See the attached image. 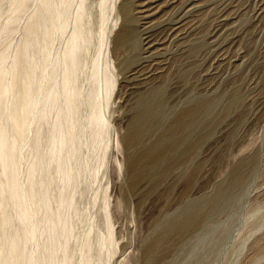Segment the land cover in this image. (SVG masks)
Wrapping results in <instances>:
<instances>
[{"label":"rangeland","instance_id":"rangeland-1","mask_svg":"<svg viewBox=\"0 0 264 264\" xmlns=\"http://www.w3.org/2000/svg\"><path fill=\"white\" fill-rule=\"evenodd\" d=\"M19 2L0 0L8 65L41 0L16 13ZM81 3L89 41L68 88L81 103L71 264L83 263L86 243L93 264H264V0H74L69 26H58L48 45L51 63L67 51ZM142 46L149 52L140 66ZM63 77L59 71V85ZM155 88L156 104L140 106ZM64 102L43 124L45 154ZM98 114L104 123L96 128ZM37 133L34 121L18 147L26 188ZM48 174L56 211L63 183L55 165ZM37 249L32 240L27 250Z\"/></svg>","mask_w":264,"mask_h":264},{"label":"bare ground","instance_id":"bare-ground-1","mask_svg":"<svg viewBox=\"0 0 264 264\" xmlns=\"http://www.w3.org/2000/svg\"><path fill=\"white\" fill-rule=\"evenodd\" d=\"M28 1L20 0L15 12H19ZM73 1L41 0L39 12L31 17L25 40L14 52L10 65L9 51L0 55V264H71L69 241L74 227L70 213L74 203L69 194L73 190V183L81 174L75 161L80 151L76 117L81 103L75 90L68 88L76 83L80 53L83 45L89 41V31L83 26V3L80 4L76 29L63 58L51 63L48 45L58 26L61 30L69 26V9ZM12 18L15 20L16 16ZM125 18L127 23L132 21L129 7ZM120 35L124 41L128 38L127 45L135 42L131 41L129 31L124 30ZM147 39V36L142 39L143 45L148 44ZM148 52V47L142 46L144 56L141 57L140 66L146 64L148 55L145 54ZM59 71L64 76L60 85L57 83ZM46 80H51L52 85L45 92L43 84ZM19 83H22L21 92H18ZM157 92L158 88L152 90L141 100L140 106L155 105L156 101L152 96ZM61 97H64V106L58 112L48 139L49 151L45 154L43 124L47 122ZM34 121L38 123V133L33 144L35 158L28 172L26 188L18 181L17 154L19 143L28 139ZM90 122L99 128L103 125L104 118L98 114ZM65 147L71 149L69 155L63 157L61 151ZM52 165L60 173L63 183L56 211L51 209L55 196L50 190L52 177L48 171ZM15 220L19 225L12 229ZM111 238L112 231L108 236L102 237L98 245L104 247ZM32 240L38 241L37 254L27 250ZM84 247H87V252L82 264H93V246L86 243Z\"/></svg>","mask_w":264,"mask_h":264}]
</instances>
